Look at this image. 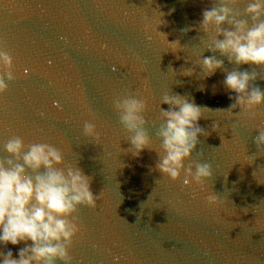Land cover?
Returning <instances> with one entry per match:
<instances>
[{"label": "clouds", "instance_id": "clouds-1", "mask_svg": "<svg viewBox=\"0 0 264 264\" xmlns=\"http://www.w3.org/2000/svg\"><path fill=\"white\" fill-rule=\"evenodd\" d=\"M211 3L210 8L203 10L199 22V29L209 37L206 49L214 53L202 56L199 61L202 78L213 76L217 70L224 71V87L236 94L229 97L234 103L226 110L233 115L232 110L239 106L237 116L247 114L255 119V109L264 105V90L253 83L258 73L228 71L224 60L218 59L215 53L226 57L229 63L264 68V0H249L243 12L247 19L241 18V12L236 9L240 0H211ZM159 13L161 17L164 15ZM164 23L161 19L156 30ZM158 32L167 39L166 34ZM168 43L179 46L173 52L180 50L178 40ZM194 71L183 68L181 74L192 76ZM17 78L14 57L7 50L6 42L0 41V101H4L9 83ZM160 104H167L169 108L159 107V126L155 133L160 142L157 149L145 128L149 123L146 114L151 108L148 98L138 92L113 97V110L129 134L126 140L130 147L122 151L134 157H140L145 149L155 151L159 159L154 171L172 181H179L183 173L184 186L204 185L213 176L212 165L193 161L185 166V161L191 160L199 143L198 136L208 135L198 125L206 108L179 94L163 95ZM153 126L156 127V122ZM216 127L214 125V129ZM255 129L258 135L253 138L254 143L264 149V118ZM83 134L96 142L100 140L94 118L84 122ZM4 150L8 157L0 158V244L24 243L25 247L19 250L18 259L13 257L11 250L0 252V264H72L70 250L74 240L83 234L76 213L81 206L94 209L99 197L91 189L93 178L85 174L78 163H66L65 153L49 143L26 144L22 136L13 135L5 143ZM200 155L202 157L203 153ZM207 200L214 203L219 198L213 194ZM122 259L120 255L112 256L113 264H120Z\"/></svg>", "mask_w": 264, "mask_h": 264}]
</instances>
